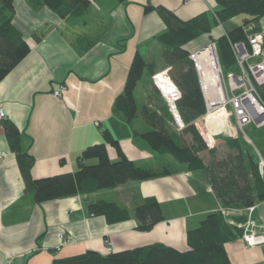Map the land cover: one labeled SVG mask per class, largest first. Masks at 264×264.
I'll return each mask as SVG.
<instances>
[{"label":"crops","instance_id":"crops-1","mask_svg":"<svg viewBox=\"0 0 264 264\" xmlns=\"http://www.w3.org/2000/svg\"><path fill=\"white\" fill-rule=\"evenodd\" d=\"M87 1L84 14L63 17L43 0H14L12 23L30 51L0 81V110L6 116L0 120H10L19 128L22 150L35 159V179L75 172L77 158L88 146L103 142L106 129L137 165L167 173L40 204L34 191L26 189L16 155L0 131V264H52L54 259L89 250L108 254L109 245L111 253L152 243L188 251V231L197 229L209 214L225 209L202 171L191 172L172 156L157 154L141 137L146 129L142 120L129 125L113 112L137 52L147 63L166 69L160 46L153 40L166 25L146 7H162L189 20L204 12L213 14L218 9L215 0ZM210 36L199 37L186 49L192 53L205 48L202 38ZM61 85L66 86L63 96H54ZM247 127L251 133L247 142L260 150L264 160V127ZM108 151L117 160L112 146ZM148 197L160 204L163 220L149 231H140L135 209ZM100 198L126 208L130 218L111 223L106 216L90 214L88 205ZM254 207L252 219L264 224V201ZM225 211L233 218L246 210ZM225 248L233 264H264V245L249 247L239 238Z\"/></svg>","mask_w":264,"mask_h":264},{"label":"trees","instance_id":"trees-1","mask_svg":"<svg viewBox=\"0 0 264 264\" xmlns=\"http://www.w3.org/2000/svg\"><path fill=\"white\" fill-rule=\"evenodd\" d=\"M218 9L214 14L201 13L189 20H182L172 11L148 5L146 12L156 11L166 25V30L153 40L160 46V58L164 68L182 93L178 102L180 115L187 125L177 132L173 117L153 83L148 103L141 110L137 105L135 91L147 71L148 80L158 71L155 63H147L143 54L137 52L131 62L124 91L114 101L113 112L129 125L140 116L146 129L141 137L157 154L171 155L178 163L186 165L191 172L202 171L225 209H247L264 201V169L260 168L257 154L246 149L238 138L224 141L215 139L203 127L200 117L206 114L205 100L194 61L186 46L199 37L211 34L220 24L239 15L248 16L242 25L225 30L231 41H244V26L264 17V0H215ZM43 3L60 16L82 15L89 8L87 0H43ZM14 0H0V81L23 60L30 46L13 26ZM219 48L226 52L232 64L234 57L227 37L216 39ZM91 46V45H90ZM220 59V58H219ZM264 99V86L261 88ZM175 130H173V129ZM9 146L16 155L26 189L35 193L38 203L63 199L76 195L95 193L117 188L129 182L155 179L167 172L158 173L137 165L124 152L120 142L109 130L103 131L104 141L88 146L77 158L75 172L35 179L32 168L35 159L21 148V132L10 120H0ZM117 152V160L109 156L108 147ZM220 146L227 152L218 158ZM210 156L207 164L203 154ZM96 160L95 164L87 163ZM90 214L106 216L111 223L130 218L126 208L115 202L98 199L88 205ZM138 230L149 231L163 220L161 206L154 197L144 199L135 209ZM245 223L246 214L229 218L221 210L209 214L197 229L187 233L188 251H180L162 243H152L120 252L101 254L97 251L66 258L54 259L52 264H233L225 245L243 236V229L230 224ZM108 252V251H107Z\"/></svg>","mask_w":264,"mask_h":264},{"label":"built area","instance_id":"built-area-1","mask_svg":"<svg viewBox=\"0 0 264 264\" xmlns=\"http://www.w3.org/2000/svg\"><path fill=\"white\" fill-rule=\"evenodd\" d=\"M185 3L190 0H184ZM214 14V12H213ZM220 37L228 38L230 48L234 57V70L228 73L227 78L224 77L223 68L217 51L216 39L211 40L209 44L196 52H192L190 58L194 61L199 81L201 84L207 112L200 117V121L211 137L218 139L219 137L238 138L234 131V127L230 122L228 106H231L236 119V129L245 132L244 129L250 124L256 127H264V99L261 94V88L264 86V17L257 22H251L244 26L243 30L246 34L244 41H231L222 24ZM212 49L213 59L215 61L214 69L216 74V88L218 90L217 104L207 95L206 87L201 77V67L198 63V56L204 50ZM154 84L159 88L168 109L173 117V127L181 132L186 128L179 109L178 102L182 97V93L178 86L171 79L168 70L157 73L153 76ZM66 89L65 85H61L53 91L56 97L63 96ZM221 110L224 115V125L219 129L215 123L209 122L208 117ZM5 113L0 110V118H5ZM94 124L99 126V122ZM260 168L264 169V160H260ZM255 210L254 206L246 209L247 221L245 223H235L230 220V224L236 225L243 229L242 239L249 247H257L264 245V224L260 225L252 219ZM225 214V209L222 210ZM108 252L112 251L109 245Z\"/></svg>","mask_w":264,"mask_h":264},{"label":"rangeland","instance_id":"rangeland-1","mask_svg":"<svg viewBox=\"0 0 264 264\" xmlns=\"http://www.w3.org/2000/svg\"><path fill=\"white\" fill-rule=\"evenodd\" d=\"M247 17L248 16H246V15H239V16L235 17L233 20L226 22L223 25V27L225 28V30H231V29H233L236 26L242 25L243 22H244V20H245V18H247ZM221 34H222V28H219V26H216L213 29L210 37H204V38H202V39L205 40L204 45L207 46L209 44V42H211V40H213L214 38L220 37ZM219 50H220V52H219L220 64H221V66L223 68L224 77L227 78L228 73L231 72L232 70H234V64L231 63V61L228 58V56L226 55V52L225 51H223L221 48H219ZM162 71H167V69L164 70L162 68H158V71L155 74L160 73ZM152 83L154 84L153 78H149V80H148L147 71H145V74L142 77V79L140 80V82H139V84L137 86V89L135 91V98L137 100V105H138L139 110H141V108L143 107L144 104H147L148 103V97L152 93V91H151V85H152ZM228 112H229V115L231 117L230 122L232 123V125L234 127V131L236 132V134L238 135V137H240L241 139L245 140V142H247V139L248 138H251V133L249 131V128L246 127L244 129V131H245L244 133L241 132V131H239L238 129H236V127H235L236 126V119H235L234 112H233V109H232L231 106H228ZM137 119L138 120H142L140 116ZM212 120L214 121V120H217V119L212 117ZM218 121H219V119H218ZM220 122L221 121H219V123ZM220 125H221V123H220ZM221 127H222V125H221ZM177 132H179V131H177ZM218 139L224 141L225 140V137L222 136V137H219ZM246 144H248V146H250L249 148H251L250 150L253 153H256L257 154V156H256L257 157V160H258V158H259V160H261L260 154H259L260 153L259 152L260 150L256 149L255 146H251L249 144V142H247ZM225 151L227 152L225 146H220L218 148V152H217L218 158H224V156L226 155ZM168 156H171V155H168ZM203 158L205 159V161H206L207 164L210 163V156L207 153L203 154ZM245 214H247L246 211H245Z\"/></svg>","mask_w":264,"mask_h":264},{"label":"bare ground","instance_id":"bare-ground-1","mask_svg":"<svg viewBox=\"0 0 264 264\" xmlns=\"http://www.w3.org/2000/svg\"><path fill=\"white\" fill-rule=\"evenodd\" d=\"M198 63L201 67V77L206 87V93L214 101V103L217 104L219 93L216 88V74L214 69L215 61L213 59L212 49L204 50L201 54H199ZM212 117L216 118L217 120L213 121ZM218 119L221 121L220 123L223 127L225 121L221 110H218V112H215L208 117L209 122L213 121V123H215L216 127L219 129L221 125Z\"/></svg>","mask_w":264,"mask_h":264},{"label":"clouds","instance_id":"clouds-1","mask_svg":"<svg viewBox=\"0 0 264 264\" xmlns=\"http://www.w3.org/2000/svg\"><path fill=\"white\" fill-rule=\"evenodd\" d=\"M218 38H220V37H218ZM218 38H217V39H218ZM190 55H191V54H190ZM165 70H166V69H165ZM167 70H168V69H167ZM168 71H169V70H168ZM168 73H169V72H168ZM154 85H155V84H154ZM155 86H156V85H155ZM157 88H158V87H157ZM158 89H159V88H158Z\"/></svg>","mask_w":264,"mask_h":264}]
</instances>
